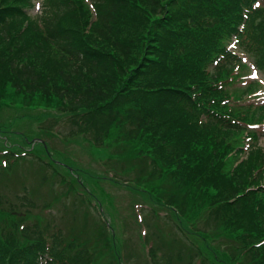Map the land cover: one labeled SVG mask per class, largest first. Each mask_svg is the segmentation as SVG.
Returning <instances> with one entry per match:
<instances>
[{
    "label": "trees",
    "instance_id": "16d2710c",
    "mask_svg": "<svg viewBox=\"0 0 264 264\" xmlns=\"http://www.w3.org/2000/svg\"><path fill=\"white\" fill-rule=\"evenodd\" d=\"M34 7L32 0H0V101L11 86L96 143L112 144L118 129L113 156L126 151L146 167L149 160L162 165L150 193L177 224L199 235L204 212L219 218L230 247L208 246L216 264H264V152L230 162L244 138L256 143L246 128L264 119L256 110L262 107L244 109L228 90L240 54L264 71V0H43L41 13L31 15ZM122 50L130 76L115 88ZM109 70V85L115 93L128 89L123 95L102 94ZM21 148L0 157L20 163L27 156ZM53 235L25 243L0 238V264H87L66 245L57 252L63 242Z\"/></svg>",
    "mask_w": 264,
    "mask_h": 264
},
{
    "label": "rangeland",
    "instance_id": "374dc122",
    "mask_svg": "<svg viewBox=\"0 0 264 264\" xmlns=\"http://www.w3.org/2000/svg\"><path fill=\"white\" fill-rule=\"evenodd\" d=\"M32 1L35 7L29 13H41L43 0ZM125 57L122 50L119 63L113 67L115 88L124 86L130 76L123 68H131L124 63ZM240 57L231 70L227 88L234 97L240 96L244 109L262 107L256 110L264 118V71L255 69L244 53ZM110 74L109 70L108 84L102 87L105 98H111V89L115 93L109 85ZM74 80L84 81L78 76ZM91 81L99 84L93 78ZM83 86L89 87L85 82ZM117 90L115 94L123 95L128 89ZM124 96L123 101L131 104L129 95ZM3 98L0 153L15 150L18 143L27 156L20 163L12 156L0 157V171L7 172H0V238L25 243L47 239L54 233L57 242H63L57 252L66 245L68 254L80 255L87 264H216L208 246L229 249L214 214L204 212L198 218L197 235L182 223L177 224L172 209L163 207L161 197L150 193L156 186L155 178L163 172L161 164L149 160L152 167H146L144 162L125 156L126 151L121 149L120 157L115 159L118 129L113 132L112 144L96 143L89 132L77 133V123L59 118L60 112L44 104L35 105L31 102L34 97L29 100L9 86ZM95 101L102 103L104 98L97 95ZM110 106L120 109L119 103ZM233 106L242 110L239 104ZM44 117H48L47 122H40ZM118 118L123 132L128 131L127 123L120 125L124 118L120 114ZM59 121L62 127L55 129ZM246 129L257 135V150L252 149L251 140L244 138L243 152L230 162L245 158L253 150L264 152V119Z\"/></svg>",
    "mask_w": 264,
    "mask_h": 264
}]
</instances>
